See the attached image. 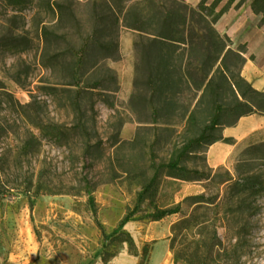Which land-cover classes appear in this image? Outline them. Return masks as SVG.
<instances>
[{"label":"rangeland","instance_id":"rangeland-1","mask_svg":"<svg viewBox=\"0 0 264 264\" xmlns=\"http://www.w3.org/2000/svg\"><path fill=\"white\" fill-rule=\"evenodd\" d=\"M30 1L14 8L0 0V264H264V192L239 193L227 181L245 171L244 151L261 135L222 160L213 144L189 156L185 165L209 178L163 170L156 203L180 210L151 220L144 191L155 173L152 153L168 162L209 123L212 107L205 99L190 117L200 92L185 75L159 73L143 58L149 35L130 23L144 0ZM251 1L234 0L225 11L227 27L245 19L243 40L245 29L253 36L261 27ZM45 26L63 37L46 43ZM96 29L109 48L93 47L77 71L68 47L79 48ZM12 35L29 36L31 46L5 48ZM243 69L253 85L249 76L259 73ZM231 122L225 117L213 135ZM254 166L264 181V162Z\"/></svg>","mask_w":264,"mask_h":264},{"label":"trees","instance_id":"trees-1","mask_svg":"<svg viewBox=\"0 0 264 264\" xmlns=\"http://www.w3.org/2000/svg\"><path fill=\"white\" fill-rule=\"evenodd\" d=\"M5 4L16 7H26L30 0H2ZM223 0H201L194 5L187 0H144L147 8L136 6L134 22L130 23L132 29L145 32L149 35V42L143 46V58L151 60L153 67L159 73H180L186 76L191 86L200 92V97L193 108H188L190 117L196 115L198 106L207 99L212 107V115L209 123L201 130L199 135L190 138L179 151L166 163H156V154L153 152V166L155 173L151 183L146 187L144 195L153 202L155 211L151 220H160L178 212L177 208H161L156 203V197L160 189L162 171L182 180H200L209 178L210 173L198 168H189L185 161L194 152H197L204 144L212 145L218 141L235 143L233 137H215L214 132L221 126L225 117L232 118V122L226 126L238 123L241 117L254 113H264V91L256 89L243 75L242 69L247 62L246 47L241 44L238 48L233 46L232 38L227 34H221L216 24L224 12L232 5L234 0H229L227 5L218 10ZM59 6L58 2L53 4ZM252 9L257 14H262L264 22V0H252ZM42 34L48 43L52 37H63L56 34L48 27H44ZM100 30L96 29L87 36L79 48L70 44L68 52L75 56V68L80 70L85 64L86 57L93 47L108 49L109 45L99 41ZM25 40L26 46H31L29 36L12 35L10 41H5V48H18V42ZM138 44V43H137ZM178 77V76H177ZM221 78L227 82L228 88L223 87ZM183 81V77H179ZM172 81L178 83L175 76ZM86 89V87H83ZM83 89V90H84ZM82 90V89H81ZM83 91H80V94ZM230 94V101H228ZM166 93V92H165ZM163 92V94H165ZM75 107L81 111L79 100L76 99ZM155 113H160V107L155 106ZM225 126V127H226ZM55 128H58L56 126ZM253 140L245 149V158L241 161L245 171L238 173L233 180L239 193L257 195L264 192L262 174L256 172L254 163L264 162V136ZM155 202V203H154ZM135 212L128 214L123 219L121 226L114 234L120 235L121 228L128 222ZM112 235V237L114 236ZM117 235V236H119ZM106 238H111L106 235ZM122 236V235H121ZM128 239L132 242L129 235ZM107 260V258H105Z\"/></svg>","mask_w":264,"mask_h":264},{"label":"crops","instance_id":"crops-1","mask_svg":"<svg viewBox=\"0 0 264 264\" xmlns=\"http://www.w3.org/2000/svg\"><path fill=\"white\" fill-rule=\"evenodd\" d=\"M249 7L251 13L257 18L259 17V22L261 23L259 32L256 35H248V30L245 29L246 38H244V40L241 38L237 32L239 31V27L245 24L246 21L240 16L238 18V22L235 25L233 24L227 27L226 25H228V22H224V19L229 20V17L231 18L232 13L230 12H224L217 25L218 28L223 31V33H227L229 36H231L232 40L235 39L236 42H244L246 44V47L248 48V51H246V57L249 58V60L243 69V73H259L258 78L253 79L249 76V80L253 83L255 88L264 91V22L261 21L262 14L255 13L251 5ZM252 55L255 58L251 59L248 57ZM261 131H264V113H254L248 116H243L236 125L224 127L223 136L233 137L236 142H215L213 146L218 152L217 158L219 160L226 158L236 149L237 145L241 141Z\"/></svg>","mask_w":264,"mask_h":264}]
</instances>
